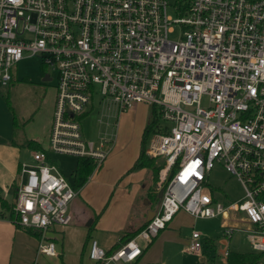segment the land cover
<instances>
[{"label": "built area", "instance_id": "obj_1", "mask_svg": "<svg viewBox=\"0 0 264 264\" xmlns=\"http://www.w3.org/2000/svg\"><path fill=\"white\" fill-rule=\"evenodd\" d=\"M32 56L55 79L47 144L19 164L11 219L40 233L32 264L55 256L44 234L68 224L77 193L50 155L97 164L106 155L109 140L94 143L81 134L79 118L93 96L117 111L134 103L156 107L159 119L143 151L159 160L162 196L153 217L115 249L89 239L91 261L132 264L141 243L185 211L194 218L238 213L264 264V0H0V86ZM215 163L244 189L227 206L208 188ZM233 231L224 226V259ZM201 248L193 232L188 250Z\"/></svg>", "mask_w": 264, "mask_h": 264}, {"label": "crops", "instance_id": "obj_2", "mask_svg": "<svg viewBox=\"0 0 264 264\" xmlns=\"http://www.w3.org/2000/svg\"><path fill=\"white\" fill-rule=\"evenodd\" d=\"M54 97L55 90L45 118L46 132H48L50 124ZM137 106L140 109L145 107V105ZM90 109L91 102L80 116L79 122ZM31 118L32 121L26 125L25 123ZM40 118L41 111H36L28 117L22 125V128L24 126L23 137L18 142H13L9 138H0V201H5L10 205L14 204L13 202L9 203L7 197L10 192H15L16 198V174L19 173V164L32 162L31 154L34 150L28 145H31L33 141L39 144L41 149L44 148L38 137L43 125H39L40 132H37L33 125V123L41 121ZM12 123L14 124L13 121ZM146 123L145 110L142 113L139 132L131 134L125 132L120 135L119 132L114 131L107 136L109 138L106 140L110 142L105 146V157L96 165L86 180L76 188L77 193L68 204L70 217L68 224L63 227H51L44 234L46 240L54 243L55 256H39L38 264H95L87 256L89 239H94L104 250H113L124 242L122 238L125 233L140 228L147 222L148 213L157 210L160 197L157 187L158 180H155L153 171L147 168L129 171L139 155L141 134ZM99 140L100 138L94 143ZM25 149L29 151L28 156L20 153ZM77 158L81 157H76V160ZM72 171L71 180L66 179L71 186L74 182ZM0 213H3V216H0V243L4 235L8 239L5 243L9 247L10 244L14 245V238L17 241L15 249L18 254L10 253V256L15 257V260L12 262L9 257L6 264H32L40 233L36 237L26 233L23 227H16L11 220L7 219L1 205ZM184 215L192 217L185 211H179L167 223L165 229L161 230L154 238L155 240H151L148 244L142 242L141 254L132 264H161L160 244L169 240L168 236L175 227H180V218ZM197 253H201V250Z\"/></svg>", "mask_w": 264, "mask_h": 264}, {"label": "rangeland", "instance_id": "obj_3", "mask_svg": "<svg viewBox=\"0 0 264 264\" xmlns=\"http://www.w3.org/2000/svg\"><path fill=\"white\" fill-rule=\"evenodd\" d=\"M176 36L177 30L173 34H170L171 38H175ZM42 72L49 73L52 78L48 81H41ZM10 74L12 76L11 81L6 86H0V138H9L13 142H18L23 137V123L34 112L41 111V121L35 122L33 125L36 127L37 132H40L39 125H43L38 137L42 147H45L47 135L45 118L54 94V74L49 68L43 67L40 64L37 56L21 59L11 68ZM91 99V109L80 119V127L83 138L92 142L97 141L99 138L108 139L109 137L107 136L114 131L119 132L120 135H123L125 132L128 134L137 133L141 130L140 121L142 113L146 110V122L148 123L151 116H153L154 110H157L153 106L134 103L124 111H117L109 101L101 100L99 96H93ZM137 105H145L146 108L140 109ZM12 119L14 120V124L12 123ZM31 121L32 118L25 124L27 125ZM20 153L28 156L29 151L25 149L21 150ZM144 155L151 157L145 154V152ZM50 158L60 174L70 181V174L74 168L76 157L67 154H51ZM153 158V164H158L159 160L155 157ZM18 178V174H16V183ZM208 188L212 192L214 199L224 206L229 205L244 195V189L237 177L228 172L221 163H215L210 171ZM7 200L9 203H14L15 192H10ZM229 216L230 218L226 219L221 215L214 218H194L184 215V217L180 218V227H175L170 236H168L169 240L160 244L159 253H162L160 263L224 264L225 259L222 254L224 249L222 242L225 240L223 236L224 226L230 225L234 227V231L229 239V250L233 252H250L252 250L248 239L250 232L246 229V223L239 220L238 213L229 212ZM193 232H197L201 236V253H191L188 250ZM7 240L5 235L1 239V264L7 263V260L11 257L10 253L13 255L18 254V251L15 249L16 239H13L14 245L10 244V247L5 243ZM14 260L15 257H11V261L13 262Z\"/></svg>", "mask_w": 264, "mask_h": 264}, {"label": "trees", "instance_id": "obj_4", "mask_svg": "<svg viewBox=\"0 0 264 264\" xmlns=\"http://www.w3.org/2000/svg\"><path fill=\"white\" fill-rule=\"evenodd\" d=\"M158 119H159V115L156 113V110H154L153 116H151V119L144 126V128L142 130L139 155L129 169V171H132V170H135L138 168L151 169L154 172V176H155L156 181L158 180V171L160 169V165H159V163L153 164V162H154L153 157H147L146 155H144L143 145L145 143V140H146L149 132L151 130H153ZM12 121L14 122L13 119H12ZM28 146L32 150H40L41 149L39 144H37L33 141L31 143V145H28ZM96 165H97V163L93 159H90L87 157L77 158L74 169L72 171V176L74 179L72 187L74 189L79 187L86 180V178L92 172V170H94ZM0 205L5 210L7 219L11 220L13 218V205H10L5 201H0ZM0 216L2 217L3 213H0ZM16 227H19V226H16ZM140 228H138L132 232L125 233V235L122 239L124 241L131 239L139 231ZM23 229L26 233H28L30 235H34L36 237L39 236V232L36 230L26 228V227H23ZM262 256H263V253H255L253 251H250V252L229 251L228 256L226 257L224 264H258V260ZM96 264H98V263H96Z\"/></svg>", "mask_w": 264, "mask_h": 264}, {"label": "water", "instance_id": "obj_5", "mask_svg": "<svg viewBox=\"0 0 264 264\" xmlns=\"http://www.w3.org/2000/svg\"><path fill=\"white\" fill-rule=\"evenodd\" d=\"M47 80H49V77L47 76V74L46 73H44L43 75H42V78H41V81H47ZM161 196H162V191L160 190L159 191V197L161 198ZM153 215H154V211H150L149 213H148V215H147V221L151 218V217H153Z\"/></svg>", "mask_w": 264, "mask_h": 264}]
</instances>
